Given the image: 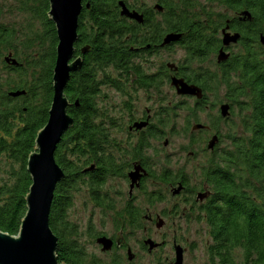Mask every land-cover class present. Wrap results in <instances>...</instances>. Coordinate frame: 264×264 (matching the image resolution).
<instances>
[{
  "label": "trees",
  "instance_id": "obj_1",
  "mask_svg": "<svg viewBox=\"0 0 264 264\" xmlns=\"http://www.w3.org/2000/svg\"><path fill=\"white\" fill-rule=\"evenodd\" d=\"M157 1L163 7L160 14L155 8H137V4H130L128 0H86L84 3L76 50L80 55V50L88 46L89 52L84 56L81 71L71 75L65 89L74 125L65 133L55 153L56 163L65 173L56 188L50 214V227L58 238L57 258L65 264H104L87 253L77 226L67 215L82 189H87L95 206L113 209L115 201L104 190V184L109 177L126 171L125 162L106 149L117 144L112 142L105 127L115 120L112 116L106 118L97 102L102 87L120 88L123 84L128 89V84L134 82L148 87L146 91L156 92L165 84L171 85L165 78L177 75L204 91L196 108H202L207 102V93L216 81L227 93L226 103L247 112L243 129L237 133L242 135L233 137L230 144L233 147L223 151L216 147L208 152L213 156L201 167L203 182L216 185L213 187L217 190L216 197L199 212L207 221L212 239L210 263L238 264L235 255L239 251L243 256L241 264H264V47L261 43L264 0H208L205 7L197 5L196 0ZM121 2L130 11L142 13L144 23L122 16ZM18 10L31 15L41 27L36 28L32 23L26 30H16L0 25V230L12 236L19 234L27 212L26 197L32 185L27 164L37 135L49 118L58 45L55 24L48 17L49 0H24ZM232 10L234 16L247 10L252 20L239 23L227 13ZM153 12L161 20L153 19ZM228 25L242 36V49L235 53L234 61L216 64L217 73L208 68L191 69L190 62H204L225 49L221 31ZM150 33L183 34L178 43L186 50L187 66H180L177 73L164 65L160 73L164 76L146 74L140 64L134 63L135 46L145 44ZM16 92L25 94L16 98L10 95ZM216 119L224 120L220 114ZM209 127L215 129V124ZM148 130L152 139L162 138L154 126ZM143 146H150L146 136L139 139L134 153L140 154ZM141 162L148 161L143 157ZM159 175L167 179L168 170ZM180 179L186 181L184 176ZM156 194L147 195L157 197ZM129 208L132 211L129 218L120 216L117 226L124 223L140 226L142 217L138 209L131 205Z\"/></svg>",
  "mask_w": 264,
  "mask_h": 264
},
{
  "label": "rangeland",
  "instance_id": "obj_2",
  "mask_svg": "<svg viewBox=\"0 0 264 264\" xmlns=\"http://www.w3.org/2000/svg\"><path fill=\"white\" fill-rule=\"evenodd\" d=\"M23 1L0 0V25L5 24L16 30H26L32 23L36 25V28L41 27V23L34 21L31 15L18 10V7H23ZM128 1L130 4L145 6L148 10L154 8L158 3L157 0ZM196 1L198 2L197 5L205 7L208 0ZM232 12L234 11L232 10L227 13H231L230 16L232 17L234 16ZM241 49L242 47L240 46L236 47L235 52L239 53ZM187 58L188 56L183 46L174 47L170 51L163 52L160 58L157 56L152 58L153 68L151 71H159L158 68L162 65L161 63H165L164 65H167V62L173 65H175L174 63H179L180 65L182 62H186ZM207 60L209 61L207 62ZM207 60L204 62H190L189 66L195 69L211 68L213 73H217L219 70L214 65L213 57ZM111 68H108V70H111ZM128 89L123 84L120 88H110L108 85H105L102 87L101 93L97 98L98 105L103 114L108 113L112 116V120H115L114 123L111 125L107 124L105 127L108 129L111 139H113L112 142L117 145L115 147L107 146L106 149L113 154H118L120 151L127 152L128 156L120 159V161L125 163L131 162L132 152L138 146L137 142L139 139L137 135L133 136V134H130L128 125L141 120L142 117L149 113L154 128L158 127L159 133L160 131L163 133L161 134L162 138L151 140L152 149L151 151H146L148 153L147 156L144 155L145 158L147 157V161L153 165V171L155 172L154 179L152 175L150 176L149 174L148 176L153 181H155L156 176L160 177L159 174L167 169L169 172L171 170L172 172H179L180 176L184 175L193 178L196 176L195 179L199 182L201 178L200 168L212 157L211 155L205 156L206 152L204 149H206V146H210L208 145V142H210L208 140L213 134L210 131L199 133L197 129H194L195 132H191L192 126L197 123L208 126L212 123L215 124V129L219 128L220 133L224 136L219 147L223 151L224 148L228 147L227 145H230L227 142L228 136L242 131L240 125H243V119L247 115V112L235 107L234 114L227 121L223 120L219 122L216 119L217 115L220 114V109L223 106H227L225 97L227 93L223 87L221 88V85L218 87L216 81L213 82L212 90L207 93V102L200 109L194 108V101L178 96L175 89L168 84H165L161 90L156 92L153 90H140L138 92L137 89H129L130 97L139 98V100L135 101H131L130 97H128ZM202 92L204 96V91ZM129 101L133 102L131 109L128 106ZM223 101L225 103L219 104ZM214 103L219 106L213 107L212 104ZM176 105L177 107H175ZM162 106H167V115L165 117H158L156 116V111L160 112ZM211 116L212 119L210 120ZM158 120L165 122L164 125L158 124ZM209 121L212 122L209 124ZM158 141H160V144ZM165 141L168 142L166 144L169 145L168 147L164 146L163 143ZM158 145L159 149L157 148ZM165 154H170V156H165ZM150 165L147 162L143 164L140 160H136L131 164L132 169L136 171L137 175H134L135 181H137L140 170H143L142 173L147 170L149 172L152 167ZM92 170H94L93 166ZM119 177H124V174L119 175ZM118 179L110 178L106 180L104 189L107 193L114 197L120 191L124 196V200L130 199V193H133V197L136 196L134 200L138 201L136 205L142 207L143 211H148V214L151 215L159 214L161 216V220H159L161 225L159 227H156L154 223L153 228H151V223L149 225L147 222L145 226L150 227L152 237L157 242H164V248L161 251L149 254L147 250L139 249L140 241L143 239L145 233L141 231L131 236V241H128V245L132 246V254H135V258L133 257L134 264H173L176 262V251L173 246L176 241L177 244L185 249V254L183 251V264H211L209 247L212 244V239L209 230L206 225L196 221V213L189 210L190 207L184 199L185 197L182 199L171 198V194H166L171 188L170 185L166 186L167 184H163L162 186L155 184L154 186L150 181H140L134 188L129 178L127 181ZM189 182L191 186L196 183ZM153 193H157V197L147 195ZM89 196L87 189H82L78 192L73 199V206L67 215L69 221L77 226L81 243L84 244L87 253L99 261L110 262L109 259L113 256L111 255L112 253H103L101 247L90 239V231L92 234L96 231L106 232L105 234L108 236L116 234V238L122 234L116 232L118 229L113 216L111 217L109 212L103 211L102 207L95 206ZM145 202L147 203L145 204ZM91 225L94 226L92 229H90ZM124 254L125 264H127L128 256L127 253L124 252ZM235 257L236 262L241 264L243 261L242 252L238 251Z\"/></svg>",
  "mask_w": 264,
  "mask_h": 264
},
{
  "label": "water",
  "instance_id": "obj_3",
  "mask_svg": "<svg viewBox=\"0 0 264 264\" xmlns=\"http://www.w3.org/2000/svg\"><path fill=\"white\" fill-rule=\"evenodd\" d=\"M49 19L55 24L58 37L56 64L53 75L54 96L51 103L47 124L41 129L36 138L34 152L28 159L27 169L32 185L26 197L27 212L22 220L17 236L9 235L0 230V264H65L57 258L58 238L50 227V214L57 185L65 178L62 168L56 163L55 153L65 133L74 125V119L69 114L70 106L65 96V89L73 73L81 71L84 58H75V44L79 39L77 28L79 18L84 10L85 0H49ZM90 8V5H86ZM121 15L139 24L144 22V15L138 11H130L120 3ZM245 16L251 17L250 14ZM179 34H169L165 44L180 40ZM240 35H223L225 49L230 44H237ZM264 44V36H261ZM89 48H84L83 56ZM228 55L223 51L219 61H226ZM10 62V59H7ZM13 64H16L13 61ZM173 85L179 95L202 98V90L194 85L189 86L184 80H174ZM25 92L11 93L12 97H19ZM222 115L228 114L227 106L221 108ZM202 126H198L199 129ZM210 143L209 148L214 147ZM134 177V176H133ZM98 243L103 246V251L111 249V240L101 238ZM149 245V243L147 244ZM183 264V250L176 248V263Z\"/></svg>",
  "mask_w": 264,
  "mask_h": 264
},
{
  "label": "flooded vegetation",
  "instance_id": "obj_4",
  "mask_svg": "<svg viewBox=\"0 0 264 264\" xmlns=\"http://www.w3.org/2000/svg\"><path fill=\"white\" fill-rule=\"evenodd\" d=\"M156 5L162 6L160 3H157ZM137 8H139V5L137 6ZM152 16H153V19L157 18L158 21L161 20L158 17V15H156L154 12L152 13ZM164 40H165V35L150 33L145 44H144V42H142V43H140V45H136L135 46L136 47V56L134 58V61H135L134 63L140 64L141 67L143 68V70L146 72V74H149V75L152 74V71H151L152 68H153V60H152V58H154L156 56L158 58H160L163 52L170 51L174 47H179V46H176L177 43L176 44H172V46H166L165 47V46L162 45ZM239 46H240L239 42L237 44H233L232 45L231 58H230L231 61H234L233 57H235V53H236V52H234V50L236 49V47L238 48ZM78 56H79L78 53L75 54V58H77ZM141 56H144V57H141ZM161 64H160L161 65L160 67L158 66L159 67L158 68L159 69V73L157 74L158 76L160 75V73L162 74L163 71H164L163 68H164V64L165 63H161ZM174 64L175 65H173V64L171 65L170 63L167 62L168 66L176 67V70H177V73H178L180 65H179V63H174ZM160 76H164V75H160ZM135 79H136V77H135ZM135 85L136 84H134V82H131V83L128 84V86L130 88H135V89H137L138 92L140 90H146V88H148V87H145V86H137V85L135 86ZM133 98H135V97H131V101H133ZM137 99L139 100V98H137ZM190 100L195 102L194 99H190ZM146 117H148V120H146V121H143L144 117H142L141 120H138V121L134 122L132 124L133 128H134V131H129V132H130V134H133V136L137 135L138 139L143 137L142 135L144 134V136L147 137L148 141L151 142V140H152L151 137L152 136L150 134H146V133H148V132H144V131H146V129H143L140 126L141 123H143V122L149 123V121H150V123H151V116L149 114H146ZM140 128H142V129H140ZM137 143H139V140H138ZM151 149L152 148H147V147L143 146V150H142V152L140 154H136L133 151L132 152V156H131L132 157L131 162L129 161V162L125 163L126 164V171L124 173L125 174L124 177H119V175H115V176H113L111 178H117V179L119 178L120 180H123V181H125V180L127 181L128 178H129L130 181H131L132 187L135 188L140 183V181L143 182L144 180H147L149 178L148 177L149 174H150V176L154 175L152 173L153 172L152 163L151 162L150 163L147 162L148 164H151L150 167L152 166L151 167L152 170L149 171V172L147 170L144 173H142L143 170H140V173H139V176L137 178V181H135L133 176L136 175V171H134L132 169V166H131V164L134 163L136 160H140L141 161L143 157L145 158L144 155L147 156L148 155L147 152L149 150L151 151ZM116 156H118L119 159H122L124 157H127L128 155H127V152L120 151ZM138 170H139V168H138ZM152 178H154V177L152 176ZM155 179L159 180V177H157ZM167 179H162V181H165ZM168 183L170 184V187H172V190H174L175 189L174 188L175 187V182L168 181ZM107 194H109V193H107ZM110 197L115 201L114 208L110 209V210L109 209H103V211L109 212L110 216L111 217L113 216L114 219L113 218L112 219L115 220L116 224H117V221L119 222L118 218L120 216L129 218V214L132 213L131 209L129 208L130 205L133 208L138 209V212L141 215V217L143 218V221H142V224H140L139 227H137V225H125V223L118 225L117 226L118 230L116 232L122 234L118 238H116V234H113L112 236H108V235L105 234L106 232L96 231L95 233L92 234L91 231H90V234H91L90 239H92V241L94 243H96L98 246L101 247V251L103 253H106V254L107 253H112L111 255H113L109 259L110 262L103 261L104 264H113V263L125 264V258L123 257L125 255L124 252L127 253V256H128V258H127L128 259V263L127 264H134L133 260L135 258L134 257L135 254H132L133 253L132 252V246L130 244L128 245V241L129 242L131 241V236H134L135 234H137V233H139L141 231H143L145 233V235H144L143 239L140 241L139 249L140 250H147V252L149 254H153V253H156L158 251H161L164 248V242H157L154 239V237H152V234L150 232V230H151L150 227L149 226H145V223L147 222L148 224L151 223V228H153L154 223H155L156 227H159L161 225L160 221H159V220H161V218H160L161 216L159 214H156V215L148 214V211H143V209H141V210L139 209V208H142V207H140V206H138L136 204H132V201H134V199L136 197V196L133 197V193H130V199H126V200H124V196H123V194L120 191H118V193L114 197H112L111 195H110ZM120 222H122V220ZM101 238H107V239L111 240V249L109 251H103V246L98 243V240L101 239ZM148 243H149L150 246L149 245L146 246ZM173 246H174V250L176 251L175 243L173 244ZM184 254H185V249H184ZM184 254H183V261H184ZM175 259H176V255H175ZM175 263L176 262H174L173 264H175Z\"/></svg>",
  "mask_w": 264,
  "mask_h": 264
},
{
  "label": "bare ground",
  "instance_id": "obj_5",
  "mask_svg": "<svg viewBox=\"0 0 264 264\" xmlns=\"http://www.w3.org/2000/svg\"><path fill=\"white\" fill-rule=\"evenodd\" d=\"M86 1V0H85ZM154 8L158 11V13L160 14L162 11H163V7L162 6H159V5H155L154 6ZM49 10H50V2H49ZM156 15H158V17H159V14L158 13H156V12H154ZM246 14H250V12L249 11H247V10H243L241 13L239 12L238 13V15L236 16H234L235 18H237V20H238V22L239 23H241V22H245V21H251L252 20V17H247V16H245ZM251 15V14H250ZM160 18V17H159ZM161 19V18H160ZM134 21V20H133ZM144 23V22H143ZM142 23V24H143ZM79 26H80V18H79ZM79 26H78V28H77V32H78V35H79ZM55 28H56V26H55ZM57 29V28H56ZM56 32H57V30H56ZM225 34H233V35H236V34H238V35H240V40L238 41L239 42V44L241 43V39H242V36H241V34H240V32H238V31H234V29H232L229 25L227 26V27H225L222 31H221V35H225ZM168 35L169 34H166L165 35V38L166 37H168ZM181 36V39L183 38V34L182 35H180ZM180 39V40H181ZM79 40V39H78ZM180 40H177V41H173V42H171V43H168V44H165V40L163 41V43H162V45L163 46H172V44H176V43H178ZM222 40H223V37H222ZM78 42V41H77ZM77 44V43H76ZM76 44H75V49H76ZM232 45L233 44H230L229 45V47H227L226 49H220L219 51H218V53L216 54V55H213V61H214V65H215V67H216V64H223V63H226V62H231V60H230V58H231V51H232ZM176 46H182V44L181 43H178ZM263 47H264V44L262 45ZM88 46H85V48H87ZM240 47H242V45L240 44ZM81 52V54L78 56V57H83L84 58V56H83V54H82V51H83V48L80 50ZM186 51V50H185ZM224 52L226 55H228V59L226 60V61H219V57H220V54H221V52ZM89 52V51H88ZM234 52H235V50H234ZM75 54H77V50H76V52H75ZM187 54V53H186ZM211 58V57H210ZM233 59H234V57H233ZM209 60H207V62H208ZM172 65V64H171ZM180 66H187V63L186 62H182V64H180ZM166 67L169 69V70H171V71H176L177 72V70H176V67H171V66H168V65H166ZM178 67V66H177ZM191 69H193V68H191ZM210 70H212L211 68H210ZM157 73H159V71H153L152 72V74H157ZM167 81H169L170 82V84H171V86L175 89V91H176V93H177V95L178 96H180V97H183V98H189V99H194L195 100V102H196V104H194V107L196 108L197 107V101H200L202 98H203V96H202V98L201 99H197L196 97H191V96H183V95H179V93H178V90H177V88L173 85V82H174V80L176 79V80H184L189 86H191V85H194V84H191V83H189V82H187L186 80H185V78H180V77H178L177 75L176 76H174V77H169V78H165ZM194 86H196L197 88H199V89H201L202 90V88L199 86V85H194ZM203 91V90H202ZM16 98V97H15ZM135 100H138L137 98H133V101H135ZM130 103L128 104V106H129V109H131L132 107H133V102H131V101H129ZM223 103H225V102H223ZM227 104V108H228V114L227 115H225V116H223L222 115V110L220 109V115H221V118H223L225 121H227L229 118H230V116L232 115V114H234V111H235V109L234 108H231V106H230V104H228V103H226ZM149 114V113H148ZM104 115H105V117L107 118L108 116H111L110 114H108V113H104ZM150 115V114H149ZM165 115H167V113H166V109L165 108H162V109H160V112H158V111H156V116H163V117H165ZM151 116V115H150ZM146 120H148V117H146V115L144 116V120L143 121H146ZM158 124H160V123H158ZM161 126L162 125H164V124H160ZM143 129H146V131H144V132H148V131H150V130H148V129H151L154 125L152 124V123H150V121H149V123H147V122H143V123H141V125H140ZM196 126H202V127H200L199 129L196 127ZM194 125V126H192V130H191V132H195V130L194 129H197V131L199 130V133H201V132H203V131H210L213 135L210 137V139L208 140V141H210L211 143L214 141L215 142V144H214V147L216 148V147H220V145H221V143H222V141H223V139H224V136H223V134L222 133H220V129L219 128H216V129H211L208 125H204V124H198V125ZM142 128H140V129H142ZM158 130H159V128L158 127H156ZM128 129H129V131H134V128H133V125L131 124V125H128ZM240 129L242 130L243 129V125H240ZM239 133V132H238ZM146 134H149V133H146ZM145 134V135H146ZM160 134H163L162 133V131H160ZM203 134V133H202ZM241 135L242 134H237V133H235L234 135H231V136H228V141L227 142H229L230 144L232 143V139H233V137L234 136H236V137H238V138H240L241 137ZM142 136H144V134L142 135ZM159 142V144H160V141H158ZM210 142H208V145H210ZM168 142H164L163 144H164V146L165 147H168L169 145H166ZM149 145L150 146H147L148 148H151L152 147V142H149ZM228 147H226V148H231V147H233V145H227ZM157 148L159 149V145L157 146ZM161 148V147H160ZM215 148H207V151H205L206 149H204V151L206 152L205 153V156H207V155H209V153L208 152H212L213 150H215ZM225 149V148H224ZM165 156H170V154H165ZM212 156H213V154H212ZM63 170V169H62ZM199 172H202L201 173V178H200V180H199V182H198V180L196 181V176H195V178H193V177H190V176H184V178L186 179V181H181V179H180V173L179 172H172V170L169 172V170H168V174H169V178L167 179V180H165V181H162V179H164L163 177H161V175H160V177H159V180H157V179H155V181H153V180H151L150 178H148L147 180H144V181H150L152 184H154V186H155V184L156 185H160V186H162L163 184H167L166 186H168V185H170L169 183H168V181H171V182H175V186H176V188L174 189V190H172V187L170 188V190L169 191H167L166 192V194L168 195H170L171 196V198H175V199H182L183 197H185L184 199L186 200V202H187V204H188V206L190 207L189 208V210L190 211H192V212H194V213H196V216H195V219H196V221L198 222V223H202V224H204V225H206V227H207V221L204 219V216H200V211L202 210V207H203V205L204 204H206L207 202H209V201H212L213 199H214V197H216V195H217V190L215 191V189H214V187L213 186H216V185H211L209 182L208 183H206V182H203V172L204 171H201V168H200V170H199ZM204 177H205V175H204ZM111 177H109L108 179H110ZM154 179V178H153ZM189 181H192L193 183H195L193 186H191L190 185V182ZM203 182V183H202ZM161 183V184H160ZM58 186V185H57ZM105 190V189H104ZM162 195H164L163 193H162ZM184 200V201H185ZM136 200H134L133 202H132V204H136ZM147 202H145V204H146ZM199 213V214H198ZM205 217H207V216H205ZM142 220H143V218H140L139 219V222L141 223L142 222ZM176 248H180V249H182L183 251H184V248L181 246V245H179V244H177V241L175 242V249Z\"/></svg>",
  "mask_w": 264,
  "mask_h": 264
}]
</instances>
